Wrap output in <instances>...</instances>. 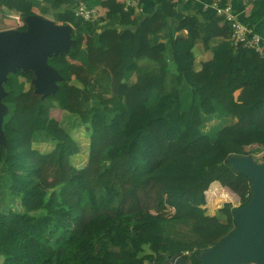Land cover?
<instances>
[{
  "label": "trees",
  "instance_id": "trees-1",
  "mask_svg": "<svg viewBox=\"0 0 264 264\" xmlns=\"http://www.w3.org/2000/svg\"><path fill=\"white\" fill-rule=\"evenodd\" d=\"M83 1L107 8L106 18L86 21L76 14L78 1L0 0V25L10 11L29 16L38 9L71 23L73 38L85 41L79 51L49 58L64 77L55 93L35 94L33 71L10 73L3 83L0 264H166L185 250L193 252L189 264H200L198 255L235 228L233 208L224 210L226 222L207 213L206 192L218 190L210 185L218 181L233 190L240 206L252 196L250 179L228 159L264 152V41L261 50L243 51L222 15L185 22L184 0L175 6L156 0L155 11L140 14L133 6L120 9L117 0ZM182 22L187 35L178 31ZM197 43L212 53L199 71ZM149 50L158 60L146 58ZM74 54L80 62L75 75L68 58ZM51 98L65 112L54 129ZM79 125L90 132V189L70 164L80 151L71 134ZM43 141L55 149L33 147ZM47 162L57 164V190L41 176ZM210 165L216 167L205 171ZM155 205L175 213L152 214Z\"/></svg>",
  "mask_w": 264,
  "mask_h": 264
},
{
  "label": "water",
  "instance_id": "water-1",
  "mask_svg": "<svg viewBox=\"0 0 264 264\" xmlns=\"http://www.w3.org/2000/svg\"><path fill=\"white\" fill-rule=\"evenodd\" d=\"M25 30H0V141L6 140L2 131L8 107L2 98L7 94L3 83L10 73L33 71L34 92L42 98L58 89L64 77L49 64V58L70 51L75 39L71 23H57L39 14L20 16ZM232 168L251 181L252 196L244 206L233 208L235 228L215 245L198 255L200 264H264V164L250 154L232 155ZM166 264H188L177 254Z\"/></svg>",
  "mask_w": 264,
  "mask_h": 264
},
{
  "label": "crops",
  "instance_id": "crops-1",
  "mask_svg": "<svg viewBox=\"0 0 264 264\" xmlns=\"http://www.w3.org/2000/svg\"><path fill=\"white\" fill-rule=\"evenodd\" d=\"M76 1H78L80 3L83 0H58V2L60 4H63V5H66V4L67 5H70V4L74 5L76 3ZM169 1H171L173 6H175L178 0H169ZM117 2H118L119 8L122 10H127L129 6H133L135 8V14L153 12L156 10V8L158 6L156 0H146V2L141 6L138 5V0H117ZM231 2L234 5V9H235L237 18L244 25H246L249 28V30H250L249 35H251V37H249V38H252L255 35H259L261 37V39L264 41V1H261L260 5L258 7H255L256 0H231ZM77 6H78V4H77ZM93 8L96 10V15L91 21L100 20L101 18H106L107 8L102 7V6H95ZM182 10H183L184 14L186 15L185 22H188L192 18V16H197L199 19L205 21V20H210L213 16H219L220 15L218 13L215 0H184ZM35 11L37 14L43 16V14H41L38 11V9H35ZM10 12L14 13L16 11H10ZM8 14H10V13H8ZM3 21H4V19L2 20V23H3ZM222 24L223 23L221 22L220 25H222ZM184 25H185L184 22H182V23L178 24L177 28H178L179 33H181L183 35H187L188 30L184 27ZM10 28H13V27H10ZM74 31H75V27L73 26L72 37H73ZM192 34L195 36L199 35L198 31H197V24L193 25ZM217 40H221V38H219ZM84 44H85L84 40H82V39L76 40L75 39L74 44L70 48V51L71 50L79 51L84 46ZM248 47L249 46H247V45H242L241 49L243 51H246L248 49ZM68 53H66V54H68ZM194 53H195V57H196L195 69L197 71H199L202 67L203 62L212 58V53L209 51H205L202 43L196 44V46L194 47ZM145 56H146V58L151 59V61L158 60V58H159L158 53L150 51V50L145 53ZM68 58L74 64V68H76L77 65H80V62L77 60V54L72 55V57L68 56ZM180 79L181 78L179 77V80ZM240 93H242V90L240 91ZM240 97H241V95L239 96L238 100L240 99ZM47 103H48L47 107L49 108L50 118H51L50 127L52 129H54L60 125V121H61V119L59 120L58 118H55V114H57V115L61 114V116H62L64 109L59 104V101H57L54 98L48 99ZM169 134L172 135L171 132ZM49 163H51V162H48L47 164H49ZM83 181H84L83 183H84L86 189L92 188V184H91L90 179L88 182H86L84 179H83ZM86 183L89 184L90 186H87ZM216 183L221 184L218 181H215L212 184L216 185ZM219 192H218V190H216L215 193H219ZM172 208L173 207H171L169 205L165 206V207L155 205V206H152L151 208H149V212L152 214H159V215L166 217V218H171L175 213V209L173 208L174 212H172ZM222 222H224V221H222Z\"/></svg>",
  "mask_w": 264,
  "mask_h": 264
},
{
  "label": "rangeland",
  "instance_id": "rangeland-1",
  "mask_svg": "<svg viewBox=\"0 0 264 264\" xmlns=\"http://www.w3.org/2000/svg\"><path fill=\"white\" fill-rule=\"evenodd\" d=\"M9 12V11H8ZM12 15H17L20 16L19 13L14 12L11 13ZM16 13V14H15ZM44 17H49L51 19H54L52 16L49 15H43ZM25 25V22L23 20L11 17V16H7L3 23L0 25V30H5V29H12L10 27H13L15 29H18L19 27ZM72 57V56H70ZM151 60V59H149ZM156 61V60H155ZM141 63H147L146 60L141 61ZM74 75L77 74V70L76 68H72ZM135 80V78H134ZM31 86V83H28L26 85V89H29ZM241 91V90H240ZM240 91H236L235 92V98L238 99L239 96L241 95ZM240 94V95H239ZM48 104V103H47ZM63 113L65 114V112L63 111ZM55 118H58L59 120L61 119V121L63 119H65L63 117V114L61 116L55 114ZM51 124V119L49 121V126ZM240 126V125H237ZM71 134L73 136V138L75 139V141L77 142L80 151L75 154L70 156V164L73 165L76 170L81 174L82 179H84L86 182L89 181L90 177L87 171V165H88V159H89V147H90V132H88L86 130V127L84 125H79L77 127L72 128L71 130ZM33 147L35 149H38L40 152L43 153H48L52 150L55 149L56 144L54 142H50V141H43V142H36L33 144ZM258 147L257 144L247 147L245 148V150L247 152H252L253 150H255ZM250 155L253 157V159L260 164H264V152L260 153V154H252L250 153ZM48 163V162H47ZM45 164L42 168H41V176L44 179V181L46 182V184L50 187L51 190H57L60 187L54 184V178L56 176V174L58 173V167L57 164L55 163H49V164ZM216 167V165H210L209 167H207V170L212 169ZM87 186H90L89 184L86 183ZM212 184L210 186V188L208 190L211 189V187H213ZM215 187L218 188V192L219 193H215L216 190H214L213 193H209L208 191L206 192V210L207 213L210 215H215L217 216L221 221L226 222V215H225V209L227 208H235V207H239L241 204V198L232 190H230L228 187L222 186V184L216 183ZM227 203H229V206H226ZM172 212H174V209L172 208ZM89 214V213H88ZM218 241H213V244L210 246L212 247L213 245H215ZM148 252V251H147ZM146 252V253H147ZM142 262H144V258H142ZM1 263V261H0ZM144 264H146V261L144 262Z\"/></svg>",
  "mask_w": 264,
  "mask_h": 264
},
{
  "label": "built area",
  "instance_id": "built-area-1",
  "mask_svg": "<svg viewBox=\"0 0 264 264\" xmlns=\"http://www.w3.org/2000/svg\"><path fill=\"white\" fill-rule=\"evenodd\" d=\"M215 3L218 13L224 16L226 21L230 22L232 25L233 30L230 39L233 41L234 45L235 46L247 45V46L257 47L259 50H261L262 49L261 37L259 35H255L252 38L248 37L250 30L237 18L231 0H226L225 6L220 5L221 0H215ZM76 14L83 17L86 21H91L96 15V10L94 8H88L85 2L81 1L76 8ZM7 16H11L17 19H19L20 17L12 14H7ZM192 253L193 252L191 250H185L180 255L188 258L189 256L192 255ZM146 264H151V263L146 262Z\"/></svg>",
  "mask_w": 264,
  "mask_h": 264
}]
</instances>
